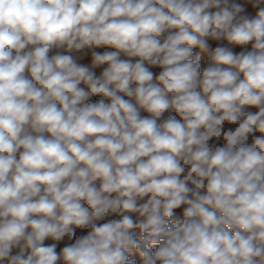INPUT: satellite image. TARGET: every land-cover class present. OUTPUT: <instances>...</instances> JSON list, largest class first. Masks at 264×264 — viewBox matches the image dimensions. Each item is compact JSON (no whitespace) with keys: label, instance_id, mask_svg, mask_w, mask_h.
<instances>
[{"label":"clouds","instance_id":"9594fccd","mask_svg":"<svg viewBox=\"0 0 264 264\" xmlns=\"http://www.w3.org/2000/svg\"><path fill=\"white\" fill-rule=\"evenodd\" d=\"M0 264H264V0H0Z\"/></svg>","mask_w":264,"mask_h":264},{"label":"crops","instance_id":"0c3cea01","mask_svg":"<svg viewBox=\"0 0 264 264\" xmlns=\"http://www.w3.org/2000/svg\"><path fill=\"white\" fill-rule=\"evenodd\" d=\"M204 65L202 64V67H203ZM154 71H156V72H158L159 71V69H154ZM145 115H146V113H145Z\"/></svg>","mask_w":264,"mask_h":264}]
</instances>
